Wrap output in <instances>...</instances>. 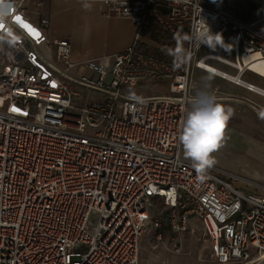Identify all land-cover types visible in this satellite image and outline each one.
<instances>
[{"label": "built area", "instance_id": "built-area-1", "mask_svg": "<svg viewBox=\"0 0 264 264\" xmlns=\"http://www.w3.org/2000/svg\"><path fill=\"white\" fill-rule=\"evenodd\" d=\"M27 1L14 0L16 12L43 39L16 22L17 47L0 50V264H138L143 233L160 231L164 216L174 233L197 222L216 264L264 263V191L237 188L217 163L198 174L177 139L192 72L210 73L203 64L264 96L243 78L264 79V17L244 21L207 0H95L133 26L132 43L73 63L46 15L28 19ZM204 21L230 50L184 40ZM147 22L190 49L188 62L144 51ZM153 87L161 92L130 93ZM247 103L264 119V107Z\"/></svg>", "mask_w": 264, "mask_h": 264}, {"label": "rangeland", "instance_id": "rangeland-1", "mask_svg": "<svg viewBox=\"0 0 264 264\" xmlns=\"http://www.w3.org/2000/svg\"><path fill=\"white\" fill-rule=\"evenodd\" d=\"M258 1L264 0H215V2L207 0L205 4L213 10L224 11L244 21L252 22L264 17V6L256 4ZM155 31L153 25L147 34L143 31L147 40L142 44V49L150 54L162 56L173 65H180L175 63L172 55L178 47H181L180 44L170 39L167 34ZM159 45L169 47L170 52L158 53L156 48ZM213 65L222 70L226 69L220 64L213 63ZM82 73L83 70H79L77 74L80 76ZM213 77L216 80L215 84L209 79L201 80L198 71H193L192 79L197 85L194 94L200 90H207L217 98L222 99L224 95H231L235 100H217L226 108H232L233 115L226 124L219 148L212 155L237 188L250 193L264 191V119L244 101L245 98L240 96L242 90L240 87L219 77ZM243 78L259 87L264 86V79L251 74H245ZM223 85L235 88L237 94L228 93L230 90ZM159 92L161 91L157 87L147 91L130 89L132 95H154ZM168 220V216L162 217L160 231L149 229L143 233L138 264H216L211 259L208 243L197 222H191L186 230L174 233L166 227Z\"/></svg>", "mask_w": 264, "mask_h": 264}, {"label": "crops", "instance_id": "crops-1", "mask_svg": "<svg viewBox=\"0 0 264 264\" xmlns=\"http://www.w3.org/2000/svg\"><path fill=\"white\" fill-rule=\"evenodd\" d=\"M35 1L40 2V5L35 6ZM27 5L28 19L32 23H36L37 14L42 13L49 20L48 35L69 41L70 60L73 63L91 59L106 60L128 47L134 37V28L126 19L114 16L108 8L96 2L93 3L90 11L84 10L81 3L72 0H28ZM151 29L152 23L147 22L144 33L147 34ZM146 40L147 36L142 34V44ZM156 51L168 53L170 49L159 45ZM213 76L198 71V77L201 80L209 79L212 84H215L216 80ZM224 87L230 90L228 93L237 94L235 88ZM259 88L264 90V86ZM239 94L247 102H252L257 106L264 105L262 95L244 89L240 90Z\"/></svg>", "mask_w": 264, "mask_h": 264}, {"label": "clouds", "instance_id": "clouds-1", "mask_svg": "<svg viewBox=\"0 0 264 264\" xmlns=\"http://www.w3.org/2000/svg\"><path fill=\"white\" fill-rule=\"evenodd\" d=\"M80 2L84 10L90 11L95 0L91 3L89 0ZM17 15L14 0H0V50L5 45L16 48L19 43L12 27L16 23ZM184 40L194 41L197 49L205 45L213 50L217 46L230 50L226 47L222 33H213L205 21L203 25L196 27L192 36H184ZM191 54L190 49L183 47H178L172 53L177 64L188 62ZM232 115L233 109L217 102L215 95L207 90H200L190 98L177 139L182 145L185 158L192 161L198 174L205 173L215 165L216 160L212 153L219 148L224 129Z\"/></svg>", "mask_w": 264, "mask_h": 264}, {"label": "snow or ice", "instance_id": "snow-or-ice-1", "mask_svg": "<svg viewBox=\"0 0 264 264\" xmlns=\"http://www.w3.org/2000/svg\"><path fill=\"white\" fill-rule=\"evenodd\" d=\"M15 21L24 29L26 30V32L28 33L29 36H31L32 38L36 39L37 41L42 40L43 36L40 33V31L38 29H36L35 27H33L30 23H28L27 21H25L21 16L17 15L15 17ZM52 87H56L55 82H52ZM10 111H14V112H19L20 109L16 108V107H12L10 109ZM264 115V114H262Z\"/></svg>", "mask_w": 264, "mask_h": 264}, {"label": "bare ground", "instance_id": "bare-ground-1", "mask_svg": "<svg viewBox=\"0 0 264 264\" xmlns=\"http://www.w3.org/2000/svg\"><path fill=\"white\" fill-rule=\"evenodd\" d=\"M203 67L208 70V72L212 73V74H216L217 72H219V70L213 68L212 66L208 65V64H203ZM257 71L264 75V68H261V69H257ZM210 73H207V74H210ZM264 94V93H262ZM261 264H264V263H261Z\"/></svg>", "mask_w": 264, "mask_h": 264}, {"label": "trees", "instance_id": "trees-1", "mask_svg": "<svg viewBox=\"0 0 264 264\" xmlns=\"http://www.w3.org/2000/svg\"><path fill=\"white\" fill-rule=\"evenodd\" d=\"M171 39V38H170Z\"/></svg>", "mask_w": 264, "mask_h": 264}]
</instances>
